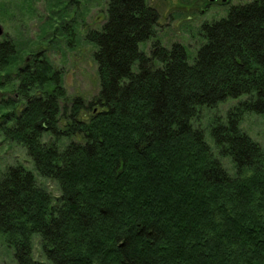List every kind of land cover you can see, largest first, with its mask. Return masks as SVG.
<instances>
[{
	"label": "trees",
	"instance_id": "obj_1",
	"mask_svg": "<svg viewBox=\"0 0 264 264\" xmlns=\"http://www.w3.org/2000/svg\"><path fill=\"white\" fill-rule=\"evenodd\" d=\"M159 19L150 0H108L86 36L100 79L87 103L46 56L19 65L23 48L0 40V92L18 95L0 99V132L61 190L21 164L0 175L16 264H264V149L240 125L264 114V0L205 22L192 61L156 38ZM229 99L240 100L208 135L195 124ZM34 235L50 263L34 259Z\"/></svg>",
	"mask_w": 264,
	"mask_h": 264
},
{
	"label": "rangeland",
	"instance_id": "obj_2",
	"mask_svg": "<svg viewBox=\"0 0 264 264\" xmlns=\"http://www.w3.org/2000/svg\"><path fill=\"white\" fill-rule=\"evenodd\" d=\"M248 1L251 0H150V4L160 13L156 38L165 46L175 42L184 44L189 61H192L203 42L202 25L225 17L233 5ZM107 7L108 0H0V26L3 28L0 40L15 39L18 46L23 48V59L19 65H23L35 53L46 56L54 68L61 71L67 95L81 96L87 103L99 92L100 79L94 58L97 48L86 36L89 31L102 28L107 18ZM153 41L150 39L140 47L149 54ZM7 91L0 92V99L6 101L17 98L16 92ZM239 100L229 99L216 108H203L195 124L205 129L208 135L211 124L216 120H224L228 110ZM240 125L264 149V114L246 112ZM45 140H51V136L46 135ZM69 141L64 138L61 144L65 145ZM220 159L227 170L235 174L230 158ZM18 164L37 174L26 148L6 139L0 132V175L8 167ZM37 180L55 198L60 196L61 190L55 180L38 174ZM33 242L34 259L50 263L42 251L39 235H34ZM16 262L14 247L1 235L0 264Z\"/></svg>",
	"mask_w": 264,
	"mask_h": 264
},
{
	"label": "water",
	"instance_id": "obj_3",
	"mask_svg": "<svg viewBox=\"0 0 264 264\" xmlns=\"http://www.w3.org/2000/svg\"><path fill=\"white\" fill-rule=\"evenodd\" d=\"M225 1V0H224ZM3 34V28L0 26V36Z\"/></svg>",
	"mask_w": 264,
	"mask_h": 264
}]
</instances>
